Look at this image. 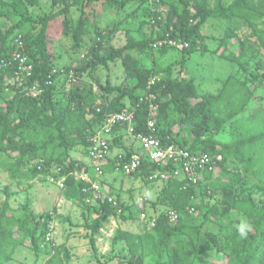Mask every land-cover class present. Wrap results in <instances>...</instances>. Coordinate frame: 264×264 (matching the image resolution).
<instances>
[{
  "label": "trees",
  "instance_id": "1",
  "mask_svg": "<svg viewBox=\"0 0 264 264\" xmlns=\"http://www.w3.org/2000/svg\"><path fill=\"white\" fill-rule=\"evenodd\" d=\"M99 5L103 10L116 7L117 15L125 17L111 27H101L95 21ZM0 20V62H12L2 65L0 76V167L15 181L24 176L23 167L32 178L64 180L60 196L80 209L93 257L100 264L114 260L118 264H264V106L246 113L253 100L264 99V0H158L155 4L149 0H0ZM212 21L217 22V34L209 37L205 28ZM58 28L62 36L56 45L50 36ZM120 33L126 42L117 46ZM17 35H22L24 49L13 43ZM64 37H69V49L61 41ZM88 38L92 43L86 47ZM167 38L179 45L153 48ZM209 39L217 44L213 52L235 64V73L218 91L205 93L184 74L185 62L193 53L211 51ZM172 50H180L182 60L167 66L147 64V57ZM71 51L82 55L75 66L58 65L56 61H65ZM20 52L34 67L30 76L23 75L13 61ZM118 62L125 72L124 82H103L100 72H110ZM65 70L72 71L76 81L66 79L58 86ZM153 78L156 84L147 89ZM47 80L51 84L45 86ZM35 84L45 88L36 98L30 94ZM144 93L153 98L141 100ZM127 109L135 111V134H154L163 145L223 158L220 174L205 173L196 185L185 179L163 181L149 222L141 218L147 214V197L134 203L135 189L128 191L132 203L119 195L114 197L117 205L108 200L89 204L91 184L74 176L84 170L95 178L93 165H84L72 153L82 149L88 156L90 140L106 114ZM150 120L156 122L155 133L149 129ZM125 128L114 129L111 152L119 149V153L107 158L102 166L105 174L123 173L131 155L143 152L134 144L124 146L130 138L137 141L123 133ZM39 159L45 163H36ZM233 164L235 168L229 169ZM168 167L161 170L169 171ZM159 168L143 156L137 171L123 174L140 179L149 190L159 183L149 179ZM8 190L0 189L6 198L0 201V264L11 261L23 246L36 256L48 255L45 264L70 262L66 245L56 246L54 237L47 240L56 218L70 219L63 218L57 207L40 217L25 205L21 215L15 213ZM191 207L196 215L190 213ZM169 210L179 213L176 223L170 222ZM111 218L141 226L137 231L119 227L110 239L111 251L101 255L98 238ZM241 218L251 225L246 238L237 231ZM208 222L218 225L216 232L202 229Z\"/></svg>",
  "mask_w": 264,
  "mask_h": 264
},
{
  "label": "rangeland",
  "instance_id": "2",
  "mask_svg": "<svg viewBox=\"0 0 264 264\" xmlns=\"http://www.w3.org/2000/svg\"><path fill=\"white\" fill-rule=\"evenodd\" d=\"M99 13L95 21L101 27H111L114 22L120 21L123 19L122 16L117 15L116 7L108 8L103 10L102 5L97 6L96 8ZM91 13V16L93 12ZM75 18L78 17V13H74ZM90 16V18H91ZM58 20V19H57ZM1 21V20H0ZM125 25H129V22H124ZM60 25V24H59ZM137 26V25H136ZM134 26V27H136ZM217 22H209L206 25L205 33L207 36H212L217 34ZM61 33V29L58 28L51 30V38L55 40L56 45L58 44V39ZM66 37V36H65ZM63 38L61 40L65 43L66 48H70V41L68 38ZM126 42V37L124 33H120L117 36L116 45L122 46ZM92 40L87 39L85 41V46L88 47L91 45ZM208 46L211 48V51L207 52L206 55H202L200 52L193 53L189 59L185 62V76L193 79L197 84L201 92H216L222 87V83L225 82L231 75L235 73V64L231 63L220 57L219 53L213 52L217 44L214 40H208ZM84 49V48H83ZM86 52L84 49L81 53L82 55ZM81 54L73 53L72 51L64 56V59H58L56 62L58 65L65 63L66 65H74L75 61L80 59ZM147 64L153 65L154 62H159L161 66H167L171 62L182 60V53L180 50H172L166 54H160L159 52L153 56L147 57ZM264 60V59H261ZM254 66V65H253ZM72 72V71H71ZM65 70L64 76L57 81L58 86H62L66 79L70 80L73 73ZM70 73V74H69ZM100 78L105 82L106 80H111L115 85L122 84L125 78V72L121 65V62H118L112 65L111 71L102 70L100 72ZM264 88V87H263ZM264 98V90L261 92ZM264 106V99H255L249 105L246 113H251L252 110L257 108L259 105ZM127 146V145H126ZM136 146L140 149H143L142 144L136 141ZM119 152V149H116ZM113 152V151H112ZM74 158L83 160V164L87 165V161L90 158L82 152V149H77L72 153ZM91 162V160H90ZM221 163V162H220ZM228 166V165H227ZM230 168H235V164L229 165ZM24 176L18 180H12L7 171L0 167V189L4 187H9L7 194L10 196V207L15 210V213L22 214L20 208L21 206H27L29 211L33 212L36 217L44 212H52L53 208L57 207L59 214L64 218L70 219H59L56 218L52 223L54 227V238L55 245H66L71 252L72 260L70 262L64 261V264H100L96 258L93 257L92 247L89 244V239L86 235L89 233L84 227L85 220L81 216L80 209L71 202H68L60 196V185L57 183H52L48 179H44L40 176L30 177L27 173V168H21ZM220 169V168H219ZM217 173V174H216ZM216 176L219 175L218 170L215 172ZM103 185L105 186V193H110L113 197H118L121 195V198L128 203H132L130 189H135L133 191L134 203H139L144 197L149 199L148 205H146L147 214L146 221L149 222V216L153 214L151 205L153 201H156L160 191L163 188V183L159 182L157 185L152 186L149 190L144 187L140 179L125 176L121 172L109 173L106 174L105 179L103 180ZM6 200L5 194L0 191V201L4 202ZM1 202V203H2ZM165 209V208H164ZM14 213V214H15ZM196 215V214H194ZM91 219H94L91 216ZM72 223V224H71ZM141 225L139 223H124L118 222L114 219H110L104 225L103 235L98 238V248L101 255L108 254L111 249L110 239L113 237L115 232L119 227L124 230L132 229L137 231ZM202 229L204 231H213L216 232L218 225L214 223L205 224ZM28 246V245H27ZM121 245L117 246L119 250ZM116 254L118 249L115 250ZM124 254V252H123ZM49 256L45 254H36L27 247H20L14 255L12 260L7 264H45ZM223 264V262H221ZM108 264H118L117 260L111 261Z\"/></svg>",
  "mask_w": 264,
  "mask_h": 264
},
{
  "label": "built area",
  "instance_id": "3",
  "mask_svg": "<svg viewBox=\"0 0 264 264\" xmlns=\"http://www.w3.org/2000/svg\"><path fill=\"white\" fill-rule=\"evenodd\" d=\"M150 4H155L158 0H149ZM13 43L24 49V42L22 35H17ZM164 45L177 47L179 42L175 39H162L154 43L153 48L155 50L163 48ZM188 46V44H184ZM13 61L17 63L18 70L22 71L23 75L30 76L34 70L33 65L28 63V57L22 52L16 54L13 58ZM11 61L0 62V76L2 65H11ZM23 80V78H22ZM72 81H75L74 75L71 77ZM157 82L156 78L151 79L148 82L147 89H150ZM49 80L46 81V85H50ZM45 92V88L40 85H33L30 91V94L36 98L42 95ZM141 98V100H150L153 98L152 94L146 95ZM100 111V110H99ZM134 119L135 111L127 109L121 113H110L106 114L104 122L99 126L97 132L90 140V148L88 157L90 158L92 165L94 167V177L90 173L82 171H76L74 176L78 180H83L91 184V189L93 191L92 196L88 198L89 204H97L98 202H113L117 205L115 198L109 193H105V186L103 185V179L105 178L104 170L102 169L103 164L107 161V158L111 154V140L113 136L114 129L116 127L125 126V132L128 135L133 136L138 142L142 144L143 152L142 153H133L130 157V160L125 163L122 167V172L126 175H130L137 171L142 163L143 156H147L151 162L156 163L160 168L155 172H152L149 179L152 181L156 180L159 182L167 181L170 178L174 179H185L188 183L196 185L200 179L205 175V173H215L219 170V163L222 162L221 155H215L211 153H192L191 151L179 147L175 144L172 145H163L161 140L154 134L144 135L143 133L135 134L134 132ZM149 129L152 133H155L156 122L150 120ZM44 164V159H39L36 163ZM164 166H169V171H162L161 169ZM168 167V168H169ZM41 165L39 166V169ZM52 183H57L60 185V188L64 186V180L57 181L54 176L49 177L48 179ZM145 201H149L148 198H145ZM190 213H196V208L191 207ZM168 217L171 223H176L179 220V213L175 210L168 211ZM146 214L143 213L141 218L146 220ZM151 225H154V221L150 222ZM54 236L53 225H50V232L47 235V240H51Z\"/></svg>",
  "mask_w": 264,
  "mask_h": 264
},
{
  "label": "clouds",
  "instance_id": "4",
  "mask_svg": "<svg viewBox=\"0 0 264 264\" xmlns=\"http://www.w3.org/2000/svg\"><path fill=\"white\" fill-rule=\"evenodd\" d=\"M70 81H72V80H70ZM75 81H76V78H75ZM45 86H48V85H46V83H45ZM90 165H92V162ZM236 227H237V231L239 233V236L241 238H246L248 233L251 231V225L246 218H241L240 223Z\"/></svg>",
  "mask_w": 264,
  "mask_h": 264
},
{
  "label": "crops",
  "instance_id": "5",
  "mask_svg": "<svg viewBox=\"0 0 264 264\" xmlns=\"http://www.w3.org/2000/svg\"><path fill=\"white\" fill-rule=\"evenodd\" d=\"M123 133L126 134L125 130H123ZM120 135H122V134H117L116 137H117V136H120ZM113 139H114V134H113V136H112V140H113ZM134 142H135V141L131 140V138L128 139V140H125V144H126V145H129V144L133 145V144H134V146H135L138 150L141 151L142 149L138 148V147L136 146V142H135V143H134ZM126 145H124V146H126ZM118 153H119V152H117L116 149H114L113 152H111V154H110V155H111V158H114L116 155H118ZM82 161H83V160H82ZM87 163H88V164H91L90 160L87 161ZM114 173H116V172H114ZM108 174H109V173H108ZM105 176H106V175H105ZM104 179H105V178H104ZM104 179H103V180H104Z\"/></svg>",
  "mask_w": 264,
  "mask_h": 264
}]
</instances>
